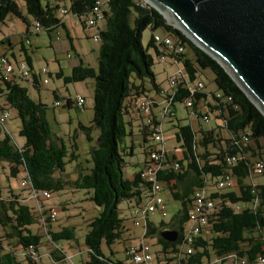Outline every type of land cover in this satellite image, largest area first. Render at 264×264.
<instances>
[{"label": "trees", "instance_id": "1", "mask_svg": "<svg viewBox=\"0 0 264 264\" xmlns=\"http://www.w3.org/2000/svg\"><path fill=\"white\" fill-rule=\"evenodd\" d=\"M69 1L68 13L76 16L86 28L85 17L92 13L95 0ZM59 8L58 4H44L42 0H0V26L9 16H14L27 23L32 19L36 28L39 23L38 31L45 28L52 33L59 26H64L61 17L57 16L56 10ZM103 23L104 26L98 32L100 47L97 67L80 59L69 75L56 73L66 84L94 80L92 125L80 123V128L89 139L92 138V129L99 130L97 144L91 149L93 166L90 171L80 173L72 181L54 176L56 171H60V174L65 171L68 156L69 161H72L78 154L75 150L69 152L65 145H58L52 139L46 105L33 99L28 87L19 83L18 79H23L39 87V74L34 71L33 79H29L16 73L7 75L0 68V97L3 101L0 102V115L8 111L7 108L15 109L21 119L20 135L26 139L24 147H19L9 133L0 137V161L9 162L11 176L25 171L24 179L38 192L57 191L65 184L88 190L89 199L101 211L89 223L85 236L87 256L81 264H133L107 256L102 245L105 243L111 247L124 240L127 218L120 215L119 204L123 200L134 202L130 206V213L134 207L140 208L146 204L144 199L150 197L152 182L143 178L142 171L153 149L150 142L153 134L162 124L164 116H175L170 111L175 103L183 102L190 112L187 100L192 99L194 108L200 110L197 114L199 117L204 119V110L208 116L210 112H216L217 118H222L223 123L209 129L201 128L199 137L193 125L176 124L179 154L165 153L164 167L158 171L157 179L164 182L172 196L181 202V208L173 223H162L160 230L151 223L148 215L144 235H160L166 228L179 231L176 243L159 236L163 246L157 252V258L161 256L169 264H213L215 258L231 253L245 260L246 264H260L258 257H264V180L256 182L254 177H264V172L258 174L255 169L258 160L264 162V114L216 59L174 25L167 23L163 15L145 0H110L104 7ZM147 28L153 33L145 47L142 35ZM159 28L174 40L176 48L167 52L170 60L183 65L181 69L184 75L180 84L173 88V94L162 93L163 84L157 81L153 71L155 59L150 48L159 57L166 54L154 41L155 31ZM177 47H182V50H177ZM22 50L33 70L31 57L24 44ZM205 69L214 73L217 92L208 93L205 82V89L196 93L182 87V82L201 80L198 79L199 74ZM57 91H54L55 97L59 100ZM149 92L160 94L170 104L165 114L166 106L163 108L161 119L154 113V107L159 103ZM141 97L153 102L150 115L137 112L147 118V125L142 130L146 158L142 168L132 178H128L124 171L126 160L120 150V143L127 135L125 116L131 113L133 101ZM202 101L204 105H201ZM72 105L77 106L75 98H67V106ZM72 147L74 149L77 144L73 143ZM233 155L237 160L235 165H230L227 157ZM225 175L232 178V186L215 188L217 181ZM202 187H209L210 197L216 201V205L208 215V226L193 244V252L187 253L183 249V232L194 204V193ZM43 200L40 198L43 207L40 213L25 203L23 196L13 189L6 196L2 195L0 189V264H20L21 254L29 264H42L39 262V246L44 242L52 245L49 251L52 264L67 263V254L57 242L75 239V228L64 227L55 231L53 223L57 218L51 221L43 215L52 208L45 207ZM34 223L39 224L43 234L31 229ZM127 240L129 243L125 251L132 237Z\"/></svg>", "mask_w": 264, "mask_h": 264}, {"label": "rangeland", "instance_id": "2", "mask_svg": "<svg viewBox=\"0 0 264 264\" xmlns=\"http://www.w3.org/2000/svg\"><path fill=\"white\" fill-rule=\"evenodd\" d=\"M44 4L51 2L54 6L60 5L57 9V14L66 19V27L59 26L52 33L45 28L38 31L36 29L35 21L29 19V23L23 20L9 16L4 24L0 26V56L7 55L12 62L16 64V60H26V55L22 50L23 44L27 48V53L32 59L33 71L39 74L40 86L35 87L31 81L18 79L19 83L28 87L29 94L37 101H42L46 105V117L50 124L52 139L58 145H65L69 152L75 150L78 157L75 160L69 161V156L66 158L67 165L65 171H56L55 177H62L64 180H75L80 173L86 174L93 166L91 158L92 146L97 144L99 135L98 129L91 130V137L88 138L86 132L80 128V123L86 126L92 125L94 115V80L87 79L82 82H75L66 84L63 78L57 77L56 73L59 67H66L68 57L72 55L76 57L80 55L81 59L97 67L98 50L100 47V40L95 39V34L98 31L97 27L84 28L79 19L71 13L64 14L63 9H69V0H42ZM104 24H100L103 27ZM69 32L72 38L71 42L75 48L71 47L67 33ZM152 30L147 28L142 35V43L146 47L152 37ZM155 33L164 36V30L159 28ZM68 51V52H67ZM77 52V53H76ZM150 52L154 55L155 63L153 71L156 74L157 81L163 85L168 84V79L171 75L183 67L182 63H176L170 60L169 56L162 57L156 55L153 49ZM69 53V54H67ZM42 69H46V73H41ZM65 71L70 74L71 70L65 68ZM33 79V77H32ZM47 79L46 84L43 80ZM205 82L206 91L208 93L217 92V87L214 81V73L210 69L202 70L199 78ZM59 91L60 105H56L58 101L55 97V90ZM149 94L159 103L154 107V113L161 119L163 115V108L167 105L164 97L160 94L149 92ZM81 95L85 98V103L82 108L72 105L67 106V98H76ZM0 102L2 98L0 97ZM9 111V118L4 125H0V137H4L9 133L19 147H24L26 139L20 135L21 119L18 113L13 108H7ZM171 112L174 115L168 114L164 116L162 121V130L165 136V147L170 154H179L180 143L176 139V124H191L200 136V129H209L216 123H223L222 118H217L216 112H210V118L205 121L203 117L190 115L189 109L183 102L175 103L171 107ZM130 118L132 120L130 121ZM147 118L141 117L137 111L132 107L129 115L125 116L127 135L122 143H120V150L126 160L125 175L132 178L133 175L142 168L146 155L144 152V138L142 130L147 125ZM130 122V123H129ZM148 139H150L148 137ZM73 143L77 147L73 149ZM155 147H160L158 144ZM162 146V145H161ZM212 147V146H211ZM214 150L215 148L212 147ZM26 177L25 171H21L17 176H11L10 164L8 161H0V189L3 196L10 193V189L17 194H21L24 202L36 208L37 200L31 196L29 187L23 185V180ZM264 177H254V181H263ZM165 205V212L160 208L149 213V219L159 230L162 223L170 225L175 220V217L181 208V202L176 200L170 189L165 187L160 192ZM90 194L88 190L76 189L70 184H65L64 187L57 191H52L49 199L43 200L45 207H53L57 210V220L53 223V229L59 231L64 227L75 228V239H62L57 242L58 246L63 248L67 254L66 264H81L87 256L85 247V236L89 230V223L100 214L101 208L94 204L89 199ZM145 203L149 202V198L144 199ZM134 202L123 200L119 204V212L122 217L127 218L125 226L127 232L124 235V240L114 243L111 247L103 243L102 249L104 253L114 260L121 259L127 263H132L131 258L126 254L125 247L129 243L127 240L132 237V242L137 243L141 240V236L145 231L144 222L142 225H135L131 220L130 206ZM31 229L36 233L43 234L39 224L34 223ZM159 234H153L146 237V241L151 245L154 254L162 249V243L159 242ZM45 241V239H44ZM52 245L49 242H44L39 246V253L41 255L42 264H52V259L49 256V251ZM112 251L114 254H112ZM20 264H29L24 255L19 256ZM57 264H65L58 262Z\"/></svg>", "mask_w": 264, "mask_h": 264}, {"label": "built area", "instance_id": "3", "mask_svg": "<svg viewBox=\"0 0 264 264\" xmlns=\"http://www.w3.org/2000/svg\"><path fill=\"white\" fill-rule=\"evenodd\" d=\"M110 0H95V4L92 10V13L85 17V24L89 27H97L98 31L95 34V39H99L98 32L100 28V24H103L104 20V7L109 3ZM147 2V1H146ZM148 3V2H147ZM62 12L64 14L68 13V9H63ZM39 23L37 24V30H39ZM155 43L162 48V50L166 51V54L162 55V59L165 60V57L168 56L167 52H169L172 48H176L174 40L169 35L161 36L157 33L154 34ZM177 50H182V47H177ZM17 68L12 60L6 56H0V68L3 69L5 74L16 73L22 76L23 78L31 79L33 77V70L30 68L28 62L24 59L16 62ZM46 69H42L41 73H46ZM184 75L183 69H180L177 74L171 75L168 79V84L162 86L163 94H173V88L176 87L181 82V78ZM48 82L47 79L43 80V83L46 84ZM182 87L188 89L191 93H196L198 91H203L205 89L204 81L198 80L194 83L182 82ZM75 102L79 108H82L85 103V98L81 95H78L75 98ZM167 103V102H166ZM61 102L56 101V105H60ZM152 104L153 102L145 97L138 98L133 101L132 107L141 115H150L152 112ZM169 103H167L164 114L169 109ZM187 105L190 107V113L192 116L196 115L200 112V110L194 108L192 99L187 100ZM204 119L209 120L210 116L206 114V110L203 111ZM10 114L8 111L3 112L0 115V123L5 125V121L9 118ZM151 144L153 145V149L151 150L148 157V164L144 167L142 171V176L148 181L152 182V191L150 193L149 202L145 205L139 207H134L131 210V220L135 225H142L144 222V227L146 225V218L150 212L155 211L157 208L163 210L165 212V205L163 198L160 195V192L165 189L166 184L157 179L158 171L164 166L162 163L164 160L165 153H170L169 150H166L165 147V136L162 130V124L156 128V132H154L153 137L151 139ZM158 144L160 147H155L154 145ZM162 145V146H161ZM174 154V153H173ZM236 156L227 157V162L230 165H235ZM255 169L258 174H262L264 172V162L258 160L255 164ZM233 180L230 175H225L220 178L215 188L218 189H226L232 186ZM23 185L29 187V191L31 192V196L37 200L36 209L42 213L43 207L40 204V198L49 199L51 197V191L43 190V191H35L31 188V183L28 180H23ZM209 187L199 188L194 193V204L192 209L189 211V219L185 226L183 232V239L185 241L183 249L186 250L187 253L193 252V244L196 238L201 234L202 230L208 226V215L212 213L215 209L216 201L210 197ZM46 218H49L51 221H55L57 218V210L55 208H50V210L43 214ZM45 219L43 218V221ZM45 225V221H44ZM145 231L141 236V240L137 243L131 242L126 250L127 256H129L132 260L133 264H169V262L163 257L159 256L157 258V254L151 249V245L146 241ZM178 254H176L177 256ZM258 261L260 264H264V257L259 256ZM213 264H246L245 260L239 259V257L234 254H227L221 257H217L213 260Z\"/></svg>", "mask_w": 264, "mask_h": 264}, {"label": "water", "instance_id": "4", "mask_svg": "<svg viewBox=\"0 0 264 264\" xmlns=\"http://www.w3.org/2000/svg\"><path fill=\"white\" fill-rule=\"evenodd\" d=\"M216 59L264 114V0H145ZM172 243L179 231L163 229Z\"/></svg>", "mask_w": 264, "mask_h": 264}, {"label": "crops", "instance_id": "5", "mask_svg": "<svg viewBox=\"0 0 264 264\" xmlns=\"http://www.w3.org/2000/svg\"><path fill=\"white\" fill-rule=\"evenodd\" d=\"M51 3V2H50ZM52 4V3H51ZM57 16H59V17H61V19L63 20V22H64V26L63 27H66V19L64 18V17H62V16H60L59 14H57ZM81 24V23H80ZM104 24V23H103ZM82 25V24H81ZM87 27H89V26H87ZM67 28V27H66ZM67 36H68V39H69V42H70V44H71V47L72 48H75L74 46H73V44H72V42H71V40H72V38L70 37V34H69V32L67 33ZM68 52V51H67ZM77 53V52H76ZM67 54H69V53H67ZM4 55V54H3ZM67 57H68V61H67V65H66V67H63V66H61V67H59V70H58V72H62V74L63 75H69L66 71H65V68H69L70 70H72V68L74 67V66H76L77 64H79V62H80V59H81V57H80V55L79 54H77L76 55V57H72V55H67ZM31 62H32V59H31ZM57 92H59V91H57ZM60 94V93H59ZM204 103L205 102H201V105H204ZM218 124L219 123H216V125H214L215 127L216 126H218ZM213 126V127H214Z\"/></svg>", "mask_w": 264, "mask_h": 264}]
</instances>
